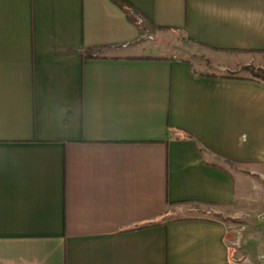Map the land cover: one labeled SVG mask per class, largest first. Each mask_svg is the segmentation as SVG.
<instances>
[{"label":"crops","instance_id":"1","mask_svg":"<svg viewBox=\"0 0 264 264\" xmlns=\"http://www.w3.org/2000/svg\"><path fill=\"white\" fill-rule=\"evenodd\" d=\"M202 48L264 69V0H0V264H264V80Z\"/></svg>","mask_w":264,"mask_h":264},{"label":"rangeland","instance_id":"2","mask_svg":"<svg viewBox=\"0 0 264 264\" xmlns=\"http://www.w3.org/2000/svg\"><path fill=\"white\" fill-rule=\"evenodd\" d=\"M173 53H181L185 56H190L192 62H194L193 65L204 72L254 76L256 74L255 71L258 69L253 65H236L235 67L227 66L229 62L226 57H224L226 54L209 48H202L201 50L193 52L180 50ZM262 239L263 240L258 243V248L260 249L261 258L264 260V238Z\"/></svg>","mask_w":264,"mask_h":264},{"label":"trees","instance_id":"3","mask_svg":"<svg viewBox=\"0 0 264 264\" xmlns=\"http://www.w3.org/2000/svg\"><path fill=\"white\" fill-rule=\"evenodd\" d=\"M116 2L118 1V0H115ZM121 4V3H120ZM123 7H124V9H126V12H128V14H130L131 15V13H134L133 14V17L131 16V18H134V17H136V13L133 11V7H131L128 3H126V5H127V7L128 8H125V5L124 4H121ZM132 10V11H131ZM255 75L254 76H256V77H259L260 79H263L264 80V69H262V68H258L257 69V71H255ZM187 135H191V134H189L188 132H185Z\"/></svg>","mask_w":264,"mask_h":264}]
</instances>
